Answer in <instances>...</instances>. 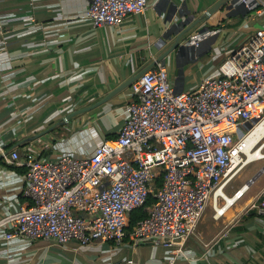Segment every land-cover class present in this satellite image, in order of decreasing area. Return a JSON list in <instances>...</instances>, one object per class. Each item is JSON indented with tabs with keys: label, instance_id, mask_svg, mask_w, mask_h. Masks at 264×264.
I'll return each mask as SVG.
<instances>
[{
	"label": "crops",
	"instance_id": "crops-1",
	"mask_svg": "<svg viewBox=\"0 0 264 264\" xmlns=\"http://www.w3.org/2000/svg\"><path fill=\"white\" fill-rule=\"evenodd\" d=\"M216 1L149 0L143 14L121 25L94 27L79 18L89 0H0V217L24 201V167L11 163L9 153L16 150L20 163L26 151L40 157L92 153L118 133L130 85L99 102L169 47L171 42L161 37L182 19L180 13L198 17ZM256 1L251 10L240 6L213 13L200 25L218 28V34L161 60L176 91L196 89L228 53L264 28V0ZM246 192L221 216L205 209L193 233L179 244L184 251L175 255V264H264V216L246 211L250 200L264 195V186L247 198ZM178 246L132 245L124 239L77 249L75 242L0 238V264H161Z\"/></svg>",
	"mask_w": 264,
	"mask_h": 264
},
{
	"label": "built area",
	"instance_id": "built-area-1",
	"mask_svg": "<svg viewBox=\"0 0 264 264\" xmlns=\"http://www.w3.org/2000/svg\"><path fill=\"white\" fill-rule=\"evenodd\" d=\"M247 10L256 0H237ZM149 0H89L79 18L94 27L121 25L143 14ZM211 28L184 41L197 47ZM118 133L89 155L56 157L9 153L24 167V201L0 217V238L45 240L78 248L94 242L178 246L193 233L208 203L221 216L245 194L224 187L242 162L245 137L264 119V28L228 53L196 89L176 91L167 66L157 61L129 87ZM246 154V153H245ZM244 164V162H243ZM149 202V203H148ZM146 211L131 224L132 214ZM246 211L264 216V195ZM179 245L161 264H175Z\"/></svg>",
	"mask_w": 264,
	"mask_h": 264
},
{
	"label": "water",
	"instance_id": "water-1",
	"mask_svg": "<svg viewBox=\"0 0 264 264\" xmlns=\"http://www.w3.org/2000/svg\"><path fill=\"white\" fill-rule=\"evenodd\" d=\"M236 1L237 0H218L211 7H209L206 11H204L201 15H199L198 17H195V15H185V14L180 13L179 17H181L182 19H180L179 21H174L173 23H171L169 25V27H167L165 33L161 37V41L163 43L166 42V41L168 43L171 42L169 47L161 55H159L155 59V61L150 63V65L147 68L141 69L140 71L135 73L132 77H130L129 79H127L126 81L121 83L114 90H112L110 93H108L102 99V101H100L99 103L109 99L110 97H112L117 92H119L122 89H124L125 87L129 86L142 73H144L146 70H148L152 66H154L157 61L163 60L166 57V55H168L170 52H172V51L179 52V51H181L183 49L188 48V46H186L184 44V41L186 40V38L192 32L198 31L199 33H204V32H206L207 30L210 29L209 25H207V24L200 25L201 23L205 22V20L210 15H212L213 13H215L217 11L225 13V12H227L228 10H230L232 8H236V9L239 8L241 6V4H234ZM172 35H174V38L171 40ZM99 103H97V104H99ZM91 108H92V106L81 108V109H77L75 111L67 113L65 115V117L62 118L61 121H68L70 118H72V117H74V116H76V115H78L80 113H83V112H85V111H87L88 109H91ZM56 125H57V123L54 124L52 127L48 128V129H45L44 131H42L40 133L32 135L31 137L28 138V141L36 139V138L48 133ZM261 171H262V169L259 172H261Z\"/></svg>",
	"mask_w": 264,
	"mask_h": 264
},
{
	"label": "rangeland",
	"instance_id": "rangeland-1",
	"mask_svg": "<svg viewBox=\"0 0 264 264\" xmlns=\"http://www.w3.org/2000/svg\"><path fill=\"white\" fill-rule=\"evenodd\" d=\"M262 152L264 153V147L262 149ZM246 155L247 153L246 154L243 153L242 162L238 163L234 168V170L238 168L236 173L234 174V176H232V178L224 187L225 193L229 196L233 195L234 191L240 188L243 184H245L248 181H251V179L264 167V156L262 158L254 159L249 163H245V160L247 159L248 156ZM263 186H264V171L257 177L255 183H253L250 186L249 190L246 192L245 198L256 194L259 188ZM206 208H207L206 211L210 209L214 211L210 203H208Z\"/></svg>",
	"mask_w": 264,
	"mask_h": 264
},
{
	"label": "bare ground",
	"instance_id": "bare-ground-1",
	"mask_svg": "<svg viewBox=\"0 0 264 264\" xmlns=\"http://www.w3.org/2000/svg\"><path fill=\"white\" fill-rule=\"evenodd\" d=\"M264 119L256 123L248 132L245 137V153H247V159L245 163H249L257 158H262L264 153L262 149L264 147ZM245 156V155H244ZM241 165V164H240Z\"/></svg>",
	"mask_w": 264,
	"mask_h": 264
},
{
	"label": "trees",
	"instance_id": "trees-1",
	"mask_svg": "<svg viewBox=\"0 0 264 264\" xmlns=\"http://www.w3.org/2000/svg\"><path fill=\"white\" fill-rule=\"evenodd\" d=\"M149 203V202H148ZM146 215V211H144L143 209H138L136 210L133 214H132V218H131V224L137 220L138 218L144 217Z\"/></svg>",
	"mask_w": 264,
	"mask_h": 264
}]
</instances>
